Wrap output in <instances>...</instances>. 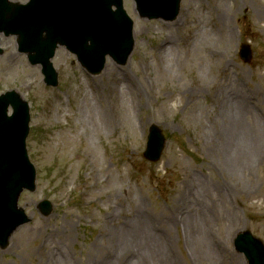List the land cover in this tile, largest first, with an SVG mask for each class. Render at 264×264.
<instances>
[{
	"label": "rangeland",
	"instance_id": "1",
	"mask_svg": "<svg viewBox=\"0 0 264 264\" xmlns=\"http://www.w3.org/2000/svg\"><path fill=\"white\" fill-rule=\"evenodd\" d=\"M125 7L136 41L127 63L108 57L91 75L60 47L56 87L2 35L0 94L16 89L30 104L37 188L20 196L31 221L0 247V264H248L237 235L264 242V0H182L166 21ZM227 85L247 98V132L262 143L238 165L222 148L241 152L221 116ZM153 125L167 138L157 162L144 156Z\"/></svg>",
	"mask_w": 264,
	"mask_h": 264
},
{
	"label": "water",
	"instance_id": "2",
	"mask_svg": "<svg viewBox=\"0 0 264 264\" xmlns=\"http://www.w3.org/2000/svg\"><path fill=\"white\" fill-rule=\"evenodd\" d=\"M32 10L22 4L0 0V33L18 36L21 50L34 64H42L48 85L58 84L52 63L58 45H65L93 73H99L111 55L126 63L134 47L133 20L123 0H33ZM144 18L175 19L181 0H135ZM116 7V10L113 7ZM242 55L250 61L249 46ZM1 52V51H0ZM14 113L8 115L9 107ZM30 107L16 91L0 96V245L6 248L13 233L30 221L18 200L24 189H35L36 170L30 162L26 139L30 130ZM165 137L151 127L145 157L160 159ZM47 211V210H46ZM45 211V212H46ZM48 213V211L46 212ZM237 247L249 264H264V244L247 231L239 235Z\"/></svg>",
	"mask_w": 264,
	"mask_h": 264
},
{
	"label": "bare ground",
	"instance_id": "3",
	"mask_svg": "<svg viewBox=\"0 0 264 264\" xmlns=\"http://www.w3.org/2000/svg\"><path fill=\"white\" fill-rule=\"evenodd\" d=\"M170 43L169 41L163 42L160 46V50L164 48L165 46ZM126 81H125V86L130 90L131 92H134L137 90V86L135 83V80L132 76H129L128 73H126ZM229 86H223L222 87V99L221 96L218 98L220 99V106L222 105V110H221V116H229L230 119L228 122L227 128H225V135H228V142L230 140V143H236L237 144V149L241 152H238V154H235L234 152L232 153L231 149H228L225 146H223V150H226L230 156L234 155L232 158L234 159L233 161H237L236 165H238V162L243 159L244 161H252V159L255 157V155L258 152V146L262 145V143H253L249 137V133L247 132V127L248 124L245 125V116L248 117V113L250 114L251 111L247 107L248 100L246 97L240 95V94H233L229 91ZM235 92V91H232ZM220 95V94H218ZM250 107V106H249ZM249 111V112H248ZM262 142L264 141V138H259ZM257 140V139H256ZM255 140V141H256ZM245 151V152H244ZM249 154H246L248 153ZM250 156V157H249ZM241 162V163H242ZM240 164V162H239ZM197 224H199V220L196 221ZM147 224H144L143 226H146ZM148 228L147 227H143ZM146 231V230H145ZM145 236H150L151 232L150 230L146 231L144 233ZM131 239V238H130ZM134 241L137 243L136 237H134ZM203 243H207V239L204 237L202 239ZM134 249L135 247H130V249Z\"/></svg>",
	"mask_w": 264,
	"mask_h": 264
}]
</instances>
